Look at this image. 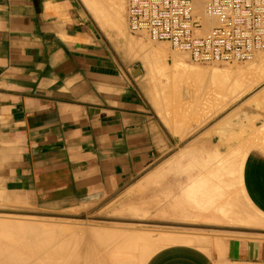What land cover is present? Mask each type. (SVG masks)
<instances>
[{
  "label": "crops",
  "instance_id": "crops-1",
  "mask_svg": "<svg viewBox=\"0 0 264 264\" xmlns=\"http://www.w3.org/2000/svg\"><path fill=\"white\" fill-rule=\"evenodd\" d=\"M105 32L80 0H0V191L13 198L5 201L70 209L136 181L145 191L143 200H134L139 210L133 214L146 216L155 209L178 218L165 225L204 220L216 229L254 232L215 226L234 221L209 213L191 216L188 209L198 202L194 186L211 173L216 177L210 178V193L220 199L221 190L231 187L225 192L238 201L233 192L240 186L264 217V80L204 131L210 136L199 135L179 147L155 106L158 75L142 57L128 52L125 35ZM226 121L228 130H220ZM222 133H228L229 141ZM243 144L250 149L237 173ZM229 150L233 154L223 159L232 156L234 166L222 163L227 166L222 169L218 160ZM186 163L199 172L189 176ZM161 170L172 172V182H181L158 187ZM225 174L233 183L229 175L223 179ZM189 237L192 243L168 245L145 264H264V237L220 236L205 248L196 244L208 238Z\"/></svg>",
  "mask_w": 264,
  "mask_h": 264
},
{
  "label": "bare ground",
  "instance_id": "bare-ground-1",
  "mask_svg": "<svg viewBox=\"0 0 264 264\" xmlns=\"http://www.w3.org/2000/svg\"><path fill=\"white\" fill-rule=\"evenodd\" d=\"M90 1L93 7L95 8V10L98 12V14L102 16V18L99 19L100 24H102L103 27H104L103 24H109L108 27L119 31V33L117 32L118 36L125 35V37L127 38V42L125 43L127 49L132 53L136 54L137 57L139 56L142 57V61L151 66V71L153 72V74L158 75L162 73V77L166 79V83L165 82L161 83L162 81H159L160 83L159 85L160 88L163 89V92L165 91V93H169L167 94L168 96L172 94L175 95V97L173 96V98H176V96L181 97L182 95L185 94L188 95L189 97H195L197 103L199 101L200 105H204L206 106V108H208V106H210L209 108H211L216 105H218L219 108V106H225L224 104L226 103L228 105L229 101L231 102L235 99L238 100L239 98L243 97L246 93L252 90L256 85H258L264 79L263 77H261V75L264 73V53H262L264 52V49L256 50L254 52L252 58L254 59V57L255 58L257 57V59L256 61H253V65L250 66L246 65L248 67L237 66L236 63H242V62H236L235 63L236 66L231 65L230 67L229 66L224 68L219 67V69L186 67L184 61L187 58H189V54L183 52H180L181 54L178 53L181 58L177 53H175L177 57L172 56V63H170L168 61L169 59L166 58V56L164 55L165 53L164 52H163L164 54L162 53V51L166 49V45L163 44V41L161 43H156V44L146 43V42L139 44L130 33L128 34L127 32L128 29L126 28V24L124 23L123 25V22H125L123 15L126 7L125 6L126 0H90ZM205 4H207L206 0H195L194 2L195 13L201 16L203 19L204 30L202 31V34L208 33L214 26H216V24H218L216 18H211L205 12ZM213 63H217V62H213ZM169 65H171L172 68H169ZM174 101H176V99ZM207 131L209 132V130ZM206 135L208 136L209 133L207 134L206 132ZM248 146L245 147L244 145V147L238 151L239 153L238 158H236L237 155L235 156L236 160L237 159L238 160H237V165L235 166L233 165V166L234 168H237V173L241 171L240 169H241L242 159L243 158L245 159V155L250 149V147ZM238 147L235 148L237 149ZM218 154L216 153V156ZM230 154L231 153H229L228 155L230 156ZM228 155L224 157H220L221 160H218L220 161V165H222V163L229 165L230 163L229 160H231L230 158L232 156L229 158L228 160L229 162L223 159V158L226 159ZM185 156L187 158V154H185L183 157ZM222 160L224 161L221 162ZM232 161H234V159ZM200 166H198L197 168H199ZM224 166L222 165L221 168L223 169ZM230 166L231 163L229 167ZM188 167H190V165L187 166L186 169H188ZM226 167L227 166H225V168ZM229 167H228V171L231 170L229 169ZM212 168L210 169L212 170ZM207 169L205 171H207ZM228 171L223 170V172L224 173L226 172V174L228 173ZM187 172L188 171H186V173ZM211 172L212 173L215 172L214 169ZM219 173L220 172H218V174ZM210 175L212 174L209 173V176ZM213 175H216V173ZM220 175L222 174H219V177ZM228 175H226V178L223 179L226 180ZM203 176L202 179H204ZM209 176L208 178L207 176H204L205 179L203 180V182H201L200 185L198 183L196 185L194 184L195 186L191 184L194 186V189L192 190V196L195 199H197L198 202L192 203L193 206L191 205L190 208L188 209V215L191 216L205 215L208 213L215 214L216 216L228 218L231 220L233 219L234 222H238L241 224L243 223L246 227H255L259 223L256 220V218H252V216H247L246 214H244L243 210L241 211V209L238 208L239 207L237 203L238 201L233 200V197L231 198L232 195L230 193L227 194L225 192V191L232 192L233 190L231 187L228 188L230 190L226 189L224 191V188L222 186L223 190H221V192L223 191V193L220 192L221 193L220 199L222 198L227 199V197L225 196L230 195L231 201H235L233 202V204L229 202L228 199L227 200L224 199V201L222 199L221 201L219 198L215 197L218 194H212L209 192L208 186L210 183L212 184L213 180H215L214 177H216V176L213 177H209ZM188 178L189 177H187L186 179ZM191 178H189V181ZM210 178H214V179L212 180ZM207 179H210V182L209 181H207L208 183L205 182V180ZM223 179L219 178L218 180L222 181ZM229 180L230 181L233 180V177L232 178L230 177ZM236 187L234 189H236ZM224 193L226 195H224ZM233 193L236 194L235 192ZM234 199L236 198L234 197ZM235 205H237L238 207H236ZM135 206L136 205L134 204V200L129 202V204H127V207L130 209L131 213H136L137 210H139L136 209ZM143 210L148 212L149 208L145 207ZM255 210L257 211V209ZM19 214L20 216L21 214H23L25 217L24 219L26 220L20 219L18 216ZM89 214H84V217H82L81 214H62L58 212L42 213L33 210L19 211V210L0 209V264H145L149 259V257L160 247L171 243H182V242L192 243L194 238V237H187L185 235L180 236V235H170V234L167 235L161 234L156 238L155 236L150 235L149 230L142 231L140 228L137 227L123 228L124 227L123 226L117 228L112 226V228H108V226L103 225L100 227L91 228V225L89 227H86L88 224L86 226L85 224H83V227L81 226L74 228L71 227L70 225L68 226L61 224L60 223L61 221L60 222L54 221L56 223L52 225V224H47L32 220V219H36L33 217H38V216H45V217L51 216L53 218L57 217V218H66V219H83V220L88 218L93 219L94 215L92 216V213ZM27 217H31V218H27ZM98 219L100 220L104 219L105 221H110L115 223L118 222V224L124 223V222L119 223V221H121L120 218L101 217V218H97V220ZM127 221H129V223L133 222V224L150 222L135 218L133 220L129 219ZM155 240H159L158 244L156 243V245L153 244V242L155 243ZM140 252L142 254V257L140 258V260L139 259L135 260V257Z\"/></svg>",
  "mask_w": 264,
  "mask_h": 264
},
{
  "label": "rangeland",
  "instance_id": "rangeland-1",
  "mask_svg": "<svg viewBox=\"0 0 264 264\" xmlns=\"http://www.w3.org/2000/svg\"><path fill=\"white\" fill-rule=\"evenodd\" d=\"M80 1H81L82 5L89 11L91 16L95 19V21L97 23H99V25H101L100 27L104 31H109V32H105V33H107V34H111V33L117 34V32L119 33V31L116 29L103 27L102 24H100L99 19H101L102 16L100 14H98V12L95 10V8L93 7L90 0H80ZM125 6L126 7H125L124 15H123L125 22H123V25H124V23L126 24V28L129 30V33L132 35V33L129 29V26H128V21H127V0H126ZM90 8H93V9H90ZM132 36H133V38H135V40L139 44L145 43V42L156 44V43L162 42V41L152 40L146 34L145 35H134L133 34ZM151 41H153V42H151ZM163 44L166 45V49H164L162 51V53L163 52L165 53V54L164 53L163 54L166 56V58L169 59L168 61L170 63H172V56L177 57V55L175 53L178 54L180 52H183V53L189 54L188 52L176 50V49L172 48L170 43H168V42L163 41ZM128 52L130 54H132L131 51L128 50ZM262 53H264V52H262ZM179 57H180V55H179ZM256 59H257V57L256 58L254 57V59L253 58L250 59L251 61L248 60V61H244L242 63H236V64H237V66L248 67L250 65H253V61H256ZM184 62H185L186 67H198V68H217V69H219V67L224 68V67H228V66L230 67L231 65L236 66L235 63H233V64L232 63H230V64L229 63H197V62H194L191 60L190 54H189V58H187ZM137 64L139 66L145 67L143 62H139ZM246 65H248V66H246ZM169 68H172V66L169 65ZM263 74L261 75V77L264 78ZM158 78H159V81H162L161 83H164V82L166 83V79H164V77H162V73L158 74ZM153 84L155 87V91H157V86L159 89V92L156 93V96H157L156 102H155L156 109H157L162 121L167 126L168 130L175 137V140L178 142L179 147H181L184 143L186 144L190 140L195 139L199 135L205 136L206 132H204V131L209 126H211L217 118L222 117L223 113L225 111H227L231 106L237 104V102H239V100L243 98V97H241L238 100L235 99L231 102L229 101L228 103L230 105L229 104L227 105V103H226V104H224L225 106H219V108H218V105L213 106L211 108H209L210 106H208V108H206V106L200 105L199 101H198V103H199L198 104L195 97H189L188 95L184 94L181 97L176 96V98H173V96L175 97V95L170 94L168 96L167 94H169V93H165V91L163 92V89L160 88V85H159L160 83L156 84L153 82ZM177 97H178V99H177ZM175 99H176V101H174ZM208 109H210V110H208ZM227 125H228V121L225 122L224 126H222V124H221L222 129H220V130H223V131L226 130L227 131L228 129H225V128H227ZM173 127H175V128H173ZM207 134H208V132H207ZM224 137H227L226 139L229 141L228 133H222V138H224ZM231 151L232 150H229L227 155ZM173 159H174V157H173ZM178 159H181V158L179 157ZM185 160H187V158ZM184 165H185V167L188 166L187 163ZM175 167L176 166H174V168ZM170 170H172V169L170 168ZM190 170H191V172H190ZM188 171L190 172L191 175L193 173L199 172L198 169H196L195 167L188 169ZM160 173H163L162 174L163 176L161 179L158 177L161 180V183L158 184V187H160V186L171 187L175 183L180 181V180L174 179V182H172L173 178L171 175V173H172L171 171L168 172L166 170H163V171L161 170ZM169 173H170V175H169ZM180 176L181 175H175V178L180 177ZM192 176H195V175H192ZM138 183L136 184V181H132V182L122 186L117 191H115L109 195H106L100 199L86 201L85 203H82L81 205H79L77 207L70 208V209H63V210L44 209V208H41L38 206L28 204V202H23L22 200H19V199L15 200L18 202H15V203L12 202L13 203L12 204V203L6 202L5 200L7 198L8 199H13V198L0 191V209L19 210V211H30V210L32 211L33 210V211L42 212V213H45V212L46 213H49V212L50 213H57L58 212V213H62V214H81V215L92 213V216L94 215L93 219L88 218V219L83 220V219H66V218H57V217L53 218L51 216H46V217L45 216H38V217H33L36 219H32V220H35L37 222L52 224V225L56 223L54 221H58V222L61 221L60 222L61 224L68 225V226L70 225L71 227H74V228L81 227V226L83 227V224H85V226L88 224L86 227H89L91 225V228H96V227H100L103 225L108 226V228H112V226L117 227V228H120L123 226H124L123 228H126V227L136 228L137 227V228H140L142 231L149 230L150 235H153L156 238L158 236H160L161 234L183 236V235H185L184 233H187L185 235L187 237H189V235L193 234V235L199 236L200 238H203V239L208 238L209 240L206 241L204 244H196V245H199V246L204 247V248L209 246L213 241L215 242V239H216L215 237H220V236H230V235L242 236V235H245V236H253V237H264V235H262L260 233V232H264V217L262 215H260L256 210H254L250 206V204L248 203L246 197L244 196L240 186H237V188L235 190L236 195H238V196H236L237 200L239 199L238 200L239 208L241 210H243L244 214H246L248 216H252V218H256V220L259 223L255 227L250 228V227H246L243 223L242 224L241 223L238 224V222H232L231 223V222H227V221L223 220V223H220V225H215V226H227V227H229V226L237 225L238 227H241V228H250L254 232H249V233L229 232V231H225L223 229H216L215 227H209V226H213V225H207L205 223H202L204 220L196 222L195 224L184 223V224H188L186 226L165 225L164 223L173 222L174 220H178V218H176L175 216H164L163 214H158V212L155 209L151 214L146 215V216L143 215V213L133 214V213H131L130 209L127 207V204L133 200H136V201L143 200L142 194L145 191L144 190L145 185H143V186L141 185V187H139ZM240 204H241V206H240ZM22 215L23 214H21V216H20V214H19L18 215L19 218L26 220V219H24L25 218L24 215L23 216ZM89 215H91V214H89ZM101 217L120 218L121 221H119V223H122V222H124V223L118 224V222L115 223V222H110V221H105V220H100V219L97 220V218H101ZM27 218H31V217H27ZM134 218L144 220V221H150V222H143V223H137V224H135V223L133 224V222H130V223H132V224H130L129 221H127L129 219L133 220ZM88 221H90L92 224ZM74 222H76V223H74ZM151 231H152V233H151ZM202 233H204V234H202ZM212 238L213 239L215 238V239L213 240ZM158 241L159 240H155V243L153 242V244L154 245H156V243L158 244ZM172 244L173 243L167 244L165 246L160 247L157 250H160V249H162L168 245H172ZM141 257H142V254L140 252L135 257V260H138V259L140 260Z\"/></svg>",
  "mask_w": 264,
  "mask_h": 264
},
{
  "label": "built area",
  "instance_id": "built-area-1",
  "mask_svg": "<svg viewBox=\"0 0 264 264\" xmlns=\"http://www.w3.org/2000/svg\"><path fill=\"white\" fill-rule=\"evenodd\" d=\"M205 12L218 24L202 34L195 0H127L132 34L170 43L197 63H236L264 49V0H206Z\"/></svg>",
  "mask_w": 264,
  "mask_h": 264
},
{
  "label": "water",
  "instance_id": "water-1",
  "mask_svg": "<svg viewBox=\"0 0 264 264\" xmlns=\"http://www.w3.org/2000/svg\"><path fill=\"white\" fill-rule=\"evenodd\" d=\"M138 71H139V70H138ZM39 214H41V213H39ZM82 217H84V215H82ZM104 219H106V218H104ZM104 219H103V220H104Z\"/></svg>",
  "mask_w": 264,
  "mask_h": 264
}]
</instances>
